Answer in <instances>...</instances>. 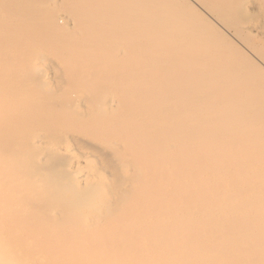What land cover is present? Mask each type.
<instances>
[{"label": "bare ground", "instance_id": "bare-ground-1", "mask_svg": "<svg viewBox=\"0 0 264 264\" xmlns=\"http://www.w3.org/2000/svg\"><path fill=\"white\" fill-rule=\"evenodd\" d=\"M0 264H264V0H0Z\"/></svg>", "mask_w": 264, "mask_h": 264}, {"label": "rangeland", "instance_id": "rangeland-1", "mask_svg": "<svg viewBox=\"0 0 264 264\" xmlns=\"http://www.w3.org/2000/svg\"><path fill=\"white\" fill-rule=\"evenodd\" d=\"M253 9H251V12H252V14L256 15L257 10L255 8H253Z\"/></svg>", "mask_w": 264, "mask_h": 264}]
</instances>
